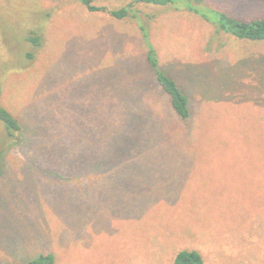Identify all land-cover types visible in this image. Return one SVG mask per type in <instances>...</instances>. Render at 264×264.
Returning a JSON list of instances; mask_svg holds the SVG:
<instances>
[{"label":"rangeland","instance_id":"obj_1","mask_svg":"<svg viewBox=\"0 0 264 264\" xmlns=\"http://www.w3.org/2000/svg\"><path fill=\"white\" fill-rule=\"evenodd\" d=\"M201 1L264 17V0ZM133 7L137 19H116L78 0H0V105L20 125L8 137L0 122V264L49 253L51 264H173L180 250L203 264H264V41L215 32L181 3ZM140 22L189 97L188 119L148 66ZM126 89L158 145L143 139L130 163L70 168L121 121Z\"/></svg>","mask_w":264,"mask_h":264},{"label":"trees","instance_id":"obj_2","mask_svg":"<svg viewBox=\"0 0 264 264\" xmlns=\"http://www.w3.org/2000/svg\"><path fill=\"white\" fill-rule=\"evenodd\" d=\"M89 11H105L116 19H125L131 17L137 19V14L134 3L151 4L157 6H173L175 4L183 5L190 10H194L200 13V16L205 21L211 23L214 26L215 32H224L233 36L239 40L246 41H264V17L253 18L250 20L239 19L230 13L221 9L211 8L202 3L201 0H133L119 8L108 10L104 6H98L92 3V0H78ZM139 29L141 31V39L146 49V61L148 66L154 71L155 80L161 87L162 91L168 96L169 104L177 117L182 120L188 119L190 116L189 97L179 86L177 81L163 71L159 65L158 57L154 46L152 45L147 27L140 22ZM26 40L32 43L33 47H38L41 44V37L37 32L31 30L29 35L26 36ZM32 53H27V56H31ZM264 77V75H263ZM121 91V90H120ZM121 100V121L116 124L110 122L108 131L101 133L100 135L93 134L87 139L86 146L89 152L86 153L85 159L82 154L81 157L78 152L76 157H72L69 161L70 168H74L79 172L82 171V166L85 161L90 168H104L106 166L114 167L115 162L124 161L133 157V152L140 149V145H143V139H148L155 142L158 145V140H161V133H156L155 124L149 120V129L147 131V137L143 135V129L141 125L146 123L143 110H138V95L131 92L129 89L119 92ZM0 122L3 124L6 135L13 137L20 129V125L16 118L3 106L0 105ZM104 127H100L99 130H105L104 117H101V123ZM109 126V121L106 123ZM140 140V141H139ZM147 146V144H146ZM142 149V147H141ZM154 149V148H152ZM157 149V148H156ZM79 160H82L80 162ZM128 160L129 163L131 161ZM79 161V163H78ZM125 163V162H124ZM79 167V165H81ZM87 166V167H88ZM85 167V166H84ZM118 174V172H116ZM72 204H77L72 202ZM55 260L53 254H39L37 257L31 259L26 264H51ZM173 264H203V259L199 251L197 250H180L176 253Z\"/></svg>","mask_w":264,"mask_h":264}]
</instances>
